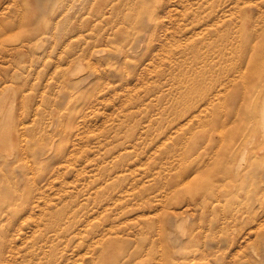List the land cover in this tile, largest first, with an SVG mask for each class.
<instances>
[{
  "label": "rangeland",
  "instance_id": "1",
  "mask_svg": "<svg viewBox=\"0 0 264 264\" xmlns=\"http://www.w3.org/2000/svg\"><path fill=\"white\" fill-rule=\"evenodd\" d=\"M0 104V264H264V0H0Z\"/></svg>",
  "mask_w": 264,
  "mask_h": 264
},
{
  "label": "bare ground",
  "instance_id": "2",
  "mask_svg": "<svg viewBox=\"0 0 264 264\" xmlns=\"http://www.w3.org/2000/svg\"><path fill=\"white\" fill-rule=\"evenodd\" d=\"M180 69V68H179ZM175 71V70H174ZM178 74V73H177ZM177 78V77H176ZM185 79V78H184ZM180 82V81H179ZM182 84V83H181ZM7 99V98H6ZM4 101V100H3ZM2 103V102H1ZM9 103V102H8ZM4 104V103H3ZM1 105V104H0ZM5 106H6V104H5ZM5 109H6V107H5ZM1 110H2V108H1ZM7 110V109H6ZM262 111V110H261ZM1 112V111H0ZM2 115V114H1ZM4 115V114H3ZM256 115V114H255ZM2 117V116H1ZM256 118V117H255ZM189 119V118H188ZM187 122V121H186ZM250 125H252V124H250ZM2 133H0V135H1ZM244 134V133H243ZM5 135V134H4ZM6 137V136H5ZM261 137H262V135H261ZM249 140H250V138H249ZM248 140V141H249ZM240 141V140H239ZM256 143V142H255ZM246 143H244V145H245ZM262 144H264V143H262ZM262 144L260 145V144H258V145H255L254 147H252V149H251V154L252 155H256V154H259L260 153V151H261V148H262ZM253 145V144H252ZM250 146V145H249ZM0 152H2V147H0ZM234 152V151H233ZM242 154V153H241ZM253 158V157H252ZM238 167V166H237ZM240 167V166H239ZM236 168V167H235ZM236 171V170H235ZM217 188V187H216ZM215 188V186H212V188H211V190H216V191H218V189H216ZM215 193V192H214ZM238 193V192H237ZM214 195V194H213ZM215 197H217V195H214ZM218 199H216V200H219V196L217 197ZM214 201V200H213ZM226 201V200H225ZM215 202V204H216V201H214ZM218 202V201H217ZM218 203H220V201L218 202ZM222 204V203H221ZM245 205V204H244ZM220 207V206H219ZM239 208H240V206H238ZM240 209H242V208H240ZM244 210V209H243ZM234 223V222H233Z\"/></svg>",
  "mask_w": 264,
  "mask_h": 264
}]
</instances>
